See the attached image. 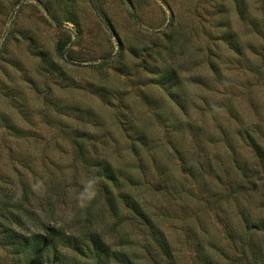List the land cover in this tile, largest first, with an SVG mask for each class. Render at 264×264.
<instances>
[{
    "label": "rangeland",
    "instance_id": "obj_1",
    "mask_svg": "<svg viewBox=\"0 0 264 264\" xmlns=\"http://www.w3.org/2000/svg\"><path fill=\"white\" fill-rule=\"evenodd\" d=\"M17 214L112 264H264V0H0V264Z\"/></svg>",
    "mask_w": 264,
    "mask_h": 264
},
{
    "label": "trees",
    "instance_id": "obj_2",
    "mask_svg": "<svg viewBox=\"0 0 264 264\" xmlns=\"http://www.w3.org/2000/svg\"><path fill=\"white\" fill-rule=\"evenodd\" d=\"M31 221L36 222V219L13 215L2 231V241L10 250L13 264H71L70 259L78 264L76 261L82 258L94 260L96 264H112L118 258L99 232L80 237L47 223L43 225L44 232L31 229ZM165 244L166 240L163 246Z\"/></svg>",
    "mask_w": 264,
    "mask_h": 264
},
{
    "label": "clouds",
    "instance_id": "obj_3",
    "mask_svg": "<svg viewBox=\"0 0 264 264\" xmlns=\"http://www.w3.org/2000/svg\"><path fill=\"white\" fill-rule=\"evenodd\" d=\"M97 184L98 180L95 177L89 178L85 182H83L82 190L77 196V204L79 207L84 208L87 207L88 204L95 199L97 196ZM34 191L39 193L40 185L33 184L32 185Z\"/></svg>",
    "mask_w": 264,
    "mask_h": 264
}]
</instances>
